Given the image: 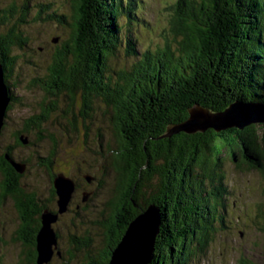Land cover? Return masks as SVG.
<instances>
[{
    "label": "trees",
    "instance_id": "obj_1",
    "mask_svg": "<svg viewBox=\"0 0 264 264\" xmlns=\"http://www.w3.org/2000/svg\"><path fill=\"white\" fill-rule=\"evenodd\" d=\"M72 4L71 21L62 11L41 6L33 11L29 4L19 12L3 11L0 26L7 24L8 30L0 34V64L10 87L20 58L16 51L22 58L26 52L42 55L38 50L43 46L29 47L33 44L29 29H67L70 38L59 41L46 73L34 78L30 87L45 91L47 97L66 94L72 102L80 93L84 122L94 109V99L101 100L124 139L126 147L114 156L113 167L121 176L119 190L126 192L109 220L114 225L128 195L132 208L126 209V224L111 229L105 246L90 254L85 264H108L129 223L150 205L160 208L163 216L152 264H195L206 258L217 235L233 228L227 219L229 189L221 156L227 153L238 169L264 171V126L244 132L165 136L197 106L218 113L237 101L264 104V0H178L170 29L164 30L165 45L143 49L138 47L137 29L150 26L140 17L144 0H73ZM121 53L126 66L116 69L108 61ZM54 108L52 104L45 113ZM36 120L44 116L25 121L17 132L18 143L24 145L22 138L29 141L24 134L38 131ZM11 149L0 155V170L18 190L13 193L4 184L1 201L14 203L22 221L19 235L30 248L28 261L37 264L36 237L41 213L48 206L20 189L22 175L5 157L21 162ZM260 217L264 223V213ZM255 223L260 227L261 222ZM87 244L92 248L91 242ZM76 264L83 260L78 258ZM234 264H264V259L241 255Z\"/></svg>",
    "mask_w": 264,
    "mask_h": 264
},
{
    "label": "rangeland",
    "instance_id": "obj_2",
    "mask_svg": "<svg viewBox=\"0 0 264 264\" xmlns=\"http://www.w3.org/2000/svg\"><path fill=\"white\" fill-rule=\"evenodd\" d=\"M72 1L0 0V20L4 15L3 11L10 9L13 13L19 12L25 4H29L33 11L39 6L44 9L50 8L51 12L62 11L61 13L67 15V20L71 21L74 15ZM144 1L145 8L141 10L140 17L150 26L149 29H137L141 38L138 47L143 49L148 45L157 44L164 46V30L170 29L174 5L178 0ZM15 19L16 17H13L8 25L12 26ZM7 30V24L0 26V34L6 33ZM29 30L33 43L29 47L36 49L43 46L42 51L38 50L42 55L26 52V57L22 58V52L16 51L20 58L13 67L9 82L11 87L9 94L12 100L15 98L16 100L12 101L14 107L10 105L13 109L10 110L9 106L10 111L7 110V118L0 135V155L4 154L5 149L12 147L14 158L21 161L19 163L27 164L25 172L19 179V187L47 205L44 210L59 211L54 177L65 174L75 180L77 190L69 205V211L59 214L54 225L59 237L58 250L63 259L55 255L49 264H67L68 260H71V264H76L78 258L85 264L90 254H97L99 248L105 246L104 242L109 238L113 226L109 219L116 212L114 207L117 202L119 203L120 197L126 192L119 190L118 180L121 176L113 167L114 156L124 146L126 147V144L110 116L105 114L101 100L94 99L92 104L94 109L90 111V118L84 122L81 118L80 93L77 94L72 107L70 105L73 102L66 94L47 97L45 91L30 87L34 78L42 77L46 73V65L51 61V51L61 39L70 38V35L67 29H56L53 26ZM108 62L116 69L126 66L122 53L110 58ZM52 104L57 108L48 115L45 112ZM38 115L44 116V120L35 121L41 134L33 130L24 134L29 139L28 144L18 143L17 132L23 130L25 121ZM74 118L77 124H73ZM256 127L261 128L262 125ZM226 155L228 154L221 158L226 175L225 182L229 189L226 198L227 219L234 229L230 226V229L217 235L206 258L197 259L195 264H234L241 255L264 259L262 231L264 223L260 217V214L264 213V171H249L246 170L247 166L238 169ZM5 157L7 160L8 156ZM1 174L2 170H0V264H32L28 261L30 248L27 247L26 240L19 235L22 224L19 212L12 200L1 201L4 184L8 185L7 190L13 193L17 192L18 188L15 190L14 182ZM87 175L92 176L91 182L86 179ZM53 188L56 194L54 197L51 191ZM87 194L88 200L84 202L83 198ZM42 214L43 212L40 218ZM255 222H261L260 227ZM90 242L92 248L88 249L86 246ZM111 260L112 256L110 262Z\"/></svg>",
    "mask_w": 264,
    "mask_h": 264
},
{
    "label": "water",
    "instance_id": "obj_3",
    "mask_svg": "<svg viewBox=\"0 0 264 264\" xmlns=\"http://www.w3.org/2000/svg\"><path fill=\"white\" fill-rule=\"evenodd\" d=\"M56 42V41H55ZM9 85L5 79V69L0 64V135L7 118V110L12 103L9 94ZM256 125L264 126V104L253 102H235L227 109L213 113L200 106L189 109L187 120L169 130L165 137H172L180 133L188 135L205 134L214 132L222 134L230 130L244 132ZM24 144L29 141L22 138ZM12 167L18 174H23L26 164L14 162L7 157ZM86 179L91 182V177ZM54 187L58 195L59 211L44 210L41 217V228L36 237L37 264H49L55 255L60 256L58 250V235L54 225L59 214L69 211V205L77 190V183L60 174L54 180ZM87 194L83 201L88 200ZM162 226L161 212L156 205H150L145 212L132 220L115 250L112 251V260L109 264H152L154 260L155 246Z\"/></svg>",
    "mask_w": 264,
    "mask_h": 264
},
{
    "label": "flooded vegetation",
    "instance_id": "obj_4",
    "mask_svg": "<svg viewBox=\"0 0 264 264\" xmlns=\"http://www.w3.org/2000/svg\"><path fill=\"white\" fill-rule=\"evenodd\" d=\"M12 107H14V104L12 105ZM12 107H11V110L13 109ZM18 178L19 177H17V180H18ZM51 191L55 192L54 188ZM125 198H126L125 200L127 202L126 205H124L120 210H117V215L115 216L116 219H115V222H114V225L112 228L114 231L115 230L117 231L118 229H120L121 227H123L126 224L127 219H128V214H129V213H127L126 209L131 210V208H132L130 205H127V204H129L130 196L128 195V198L127 197H125Z\"/></svg>",
    "mask_w": 264,
    "mask_h": 264
},
{
    "label": "bare ground",
    "instance_id": "obj_5",
    "mask_svg": "<svg viewBox=\"0 0 264 264\" xmlns=\"http://www.w3.org/2000/svg\"><path fill=\"white\" fill-rule=\"evenodd\" d=\"M15 162V161H14ZM87 177V176H86ZM90 177V176H89ZM92 178V177H91ZM72 179V178H71ZM55 180V179H54ZM159 210H160V208H159ZM160 212H161V210H160ZM163 218V216H162V214H161V219ZM155 248H156V246H155Z\"/></svg>",
    "mask_w": 264,
    "mask_h": 264
}]
</instances>
